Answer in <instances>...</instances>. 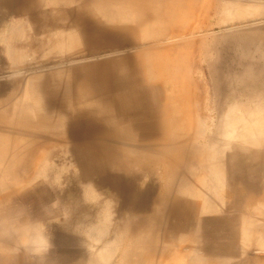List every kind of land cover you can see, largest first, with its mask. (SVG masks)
I'll return each mask as SVG.
<instances>
[{"label":"rangeland","instance_id":"rangeland-1","mask_svg":"<svg viewBox=\"0 0 264 264\" xmlns=\"http://www.w3.org/2000/svg\"><path fill=\"white\" fill-rule=\"evenodd\" d=\"M82 1L78 2V4L75 3V6L68 5L66 7H63V11L65 10L64 13L68 17H70V19L74 18L73 20H77L80 22L81 27L85 31V35L89 40L87 43L88 47L86 48H90L91 51H94L95 53H91L90 51L87 52L88 54L86 52L83 54L84 57H86V59L88 58L90 61L82 60L83 63L80 61H76V63L78 62V64H67L66 67H62V65L60 66L59 63L62 64V60H64V57L66 58V56H68V53L61 56L60 54L54 52L51 48L50 44L57 39L56 33L59 31L54 28L52 29L54 24L57 25V23H55V14H50L51 9L48 7L46 8V6H44L42 1L40 0H0V37L4 38V34L8 32L7 29L9 28V23H12L16 27L19 26L20 28H22V31H24L23 39L18 41L17 44L15 43L14 47L15 54H17L16 56H18L19 52L21 51L23 52V57H25L24 60H21L19 62L11 60V58L9 57L11 53H9L10 55L8 53L5 54V44L0 40V105L3 107H7V109H10V107L13 105V102L17 98L19 91L21 90V87H23V76H12L13 73L15 74L16 72H21L22 70H32V72H34L36 68L38 69V71H36L35 73L39 72L38 75H42V81L45 79L46 86L51 84L54 87L57 86V83L56 85L53 84L54 82H56V79L54 78L55 80H53L52 83L49 81H51L50 79L55 77L56 74L58 75L57 71L58 69L60 71V68H63L62 70L64 72H66L67 68H71L70 72L75 74L76 77L73 84L71 82L67 85L68 91L66 90L64 93L63 89L62 92V90H57V88L55 87L52 93V97L50 95L49 98L52 107L62 112V114L65 116L64 118L67 121V130H65L66 133L64 132L65 134L63 133L61 137H53V135L43 136L41 142L39 141L41 134L39 137L37 136V138L32 137L34 139L33 141L31 139V143L29 142V144L31 148L33 147L34 149L31 150L32 155L25 159V162L29 164L27 167L31 169V172H18L14 176V180L0 182V185L4 183L6 185H2V187H0V213L8 214L11 212H27L30 216L38 217L44 220L49 227L50 233L52 234V242L54 247L49 253V256L46 257L47 259L44 258L42 259L43 261L41 260L38 263H36L37 260L32 261V258L26 257L23 253L18 256H10L7 254V252L0 250V264H25V262L26 264H31L33 262H35L34 264H98L100 260H102L100 257L101 251H104L107 255L106 259L108 257V259L105 260L106 262L101 264H118L120 261L118 259L122 257L121 255L127 252L128 253L126 255H128V258L139 257L142 254H147L148 252H156V259L154 261L150 263V255L145 254L147 258L145 255H142V257L145 256V258H142L144 259V262H140L142 260L141 259L139 261V264H145L146 262V264H159L160 254L165 253L166 256V253H168L166 250L169 251L170 247H173L172 245H174V247H177L176 245L179 244V240H184L186 241L185 244L187 243L190 244V246H195V249H199L201 247L200 249L202 250V252H198L199 255H196L197 258L200 259L199 257L202 256L203 258L206 256L213 257V264H243L242 262H245L244 264H249L248 262L246 263L247 260H250V262H253L255 260V264H264V261H262L264 260V248L262 249L258 246H255L247 249L246 247L240 246L232 251L230 248L228 249L221 246L222 244H225L224 242L231 234L232 230V228L229 226L230 221H227V219L234 218L232 220H237V225L235 224V228H237V231H240L238 229V224H240L241 221H247V219L248 221L246 225L251 222L250 220H252V224L250 223L252 226H256L258 221H260L261 224L264 223V221L262 220L264 219L263 147L256 150V159L249 161V166H251L250 170L252 172L251 176L244 178L245 180L241 179L240 181L234 183L227 182L228 184H223L224 189L222 191V199L224 198L225 200H229V198L224 195L228 193L227 187L229 190L231 187L230 185H232L231 188L237 190V192L240 191L241 193H246H244V199H240L239 197H237V199H234L238 200V202H241L242 205L240 209L238 211H234L232 215H230V211L227 210V206L229 204L224 203V199L223 201L219 200L218 202L217 200H214L211 193H209L210 199H207L208 194L206 193L208 192L205 191L204 197H206V202L202 201L200 198H187V201L184 200L181 203L185 206V208L191 207L193 201H196V203L194 202L195 205L193 207L200 208L205 204H208L210 211L206 214L200 213L198 216L191 218L190 216L185 215V213H181L173 206L169 207V209L167 208L166 211L161 208V203L168 202L170 204L169 201L181 200V196L179 195L178 191L175 190L176 188H178L177 184L180 186H184L188 183H193L194 185L193 181L196 180L195 178L200 177L202 174L199 172L200 169L198 167H191V165L188 163H186L188 165L187 167L183 166L186 164H183L173 171L168 165L166 159L168 155L164 148L168 147L169 144L167 143V141H171L170 135L174 131H176L182 119H184L189 113V116L191 118L192 115L193 117L195 116V120H197L199 116L202 118L201 119L199 117L197 122L205 124L204 126L206 127L207 133L202 139L200 138L201 141H199L197 146H195V150H200L203 148H205V150H208L207 146L210 140L215 141L219 146L221 145L222 141L220 137V134L222 133V122H220L218 119L221 115H217V112L223 114L225 111L229 112V110H231L232 108V111H234L232 112V115H236L235 117L239 118L246 117L248 114L251 115L254 112H260L264 109V31H261L264 30V28H260V26L264 27V24L259 25V28L261 30H253L255 24L254 19L255 22H264V0H237V3H234V1L236 2V0H158L159 2L155 0V2H157L160 7L163 6V8H160L157 3L155 4V2H153L152 5L155 4L154 6H156V8L158 5V9L161 12L162 9L163 12H168V15L165 16V13L161 14V12L159 11L160 19L161 16L164 15L162 17L164 19V22L162 24L165 23L164 25L170 28H168L169 31L167 30L168 32H166L167 36L171 31L169 33V36L173 35L172 37H175L173 38V40L175 41H173L171 37L166 38V33L164 35L162 34L163 36H161L160 39L159 37L157 40H155L156 38L154 39V41H156L155 44L153 40L152 42L148 41L142 43L138 30L127 31L125 29L116 28L112 25L104 24L99 20L97 22L89 15V11H86L90 1ZM228 1H232L230 5L228 4ZM29 2L34 6L33 9L32 7H30L31 5L29 4ZM182 3L183 5L185 3V8L181 7L183 6ZM27 4L30 5L29 7L32 10L28 8ZM226 6L227 8H229L228 10H225L227 9ZM236 6L238 9L236 8ZM254 6L256 7V9L262 10L261 13L258 12L260 16H258L256 12L257 10L254 8ZM260 6L262 9H259ZM24 7H26L25 9L28 8L30 12L26 14L25 11L28 10H24ZM35 7H37L36 10L34 9ZM230 7L232 10L234 9V12H232ZM22 8L25 14H23ZM195 8L197 9L196 13L194 10ZM246 9H249L251 11L253 10V14H250L251 12H249L248 10L246 11ZM49 10L50 12H48ZM231 12L234 14V16L230 15ZM81 14H83L84 16ZM73 15L74 17H72ZM188 16H191L192 18L189 17L191 18L189 19L187 18ZM236 16H239L240 19L238 20ZM193 17H195L194 20ZM259 17L261 18V20L258 19ZM171 18H173V20ZM163 19L160 20V22H162ZM13 20L16 21L15 24ZM26 20L29 21L27 22ZM82 20L85 22L83 23ZM16 23H19V25H17ZM12 24L10 26H12ZM164 25L163 28H165L164 30L166 31L167 27ZM174 26L177 28V30L175 31H180V33L177 34V37L175 36L176 32L171 30ZM179 26L181 29H179ZM241 26L243 29H240ZM255 26L256 28H258V24H256ZM200 27L201 31L199 30ZM238 27L239 30H235L238 29ZM4 28L6 29L4 30ZM193 28H195V30H193ZM244 28L246 29V32ZM228 30H231L232 32H226L227 34L223 32ZM240 30L242 31V33ZM189 32L192 33L191 36H193L192 38H190L191 40L188 39L189 42L187 40H176L177 38L179 39L180 34L189 35ZM196 34L197 37L195 36ZM164 36H166L165 38L167 40L165 38L163 39ZM16 41L17 40H15L14 42ZM176 41H181L182 44L184 42L185 43L183 45L181 43H178V45ZM157 42H161L159 43V45L162 44L161 47L163 46L161 49L158 48L159 45ZM169 42H174L176 46L178 45L179 47H175L174 44L172 46V44H168ZM191 42L193 45H191ZM150 43H152V45H150ZM166 44L169 45L168 47L171 46V49L166 48ZM180 44L183 47H185V44H190L189 47H192L180 48ZM196 44L201 47L200 48L197 45L200 50H202L203 48V55H201L200 53L202 51L197 49ZM25 45H28L29 48L22 49L21 47H24ZM148 46H150L149 48L151 50V53L150 50L146 48ZM152 46H154V48L156 46L158 49L155 48L154 50ZM195 46L196 48H194ZM141 47L142 49L144 48V50H142ZM182 48H187V50H183ZM145 49H148L149 51H146ZM162 49L165 51L164 53H166V55H164V53L163 55L168 58L165 59L162 54L161 57H159L161 51H163ZM168 49L174 50V52ZM177 50H179V52ZM144 51H146V53ZM169 51L170 53L173 52L172 55L168 53ZM110 52L113 56H108ZM152 54L154 55V57H152ZM11 56H14V51L12 52ZM93 56H95L94 59ZM80 57L81 56L73 55L71 58H78L77 60H79ZM169 58H171V60H169ZM201 58H203V61ZM162 59L164 61H162ZM157 61L160 62L157 63ZM162 62L164 64H162ZM149 63H151L150 66ZM155 63H157L158 65ZM55 65L57 67H55ZM114 65H117V67ZM156 65L159 67V69L156 68ZM161 65H163V69L164 67H167L163 71L166 72V75H169L164 77V79H169V82L163 85L162 82H164V79H159V83L162 84V90L160 92V94L162 95V99L160 101H156L153 88L157 84V81L155 80L157 73L162 71V67H160ZM84 66L85 68H83ZM152 66H156V70H154ZM83 69H86L88 72L90 71V75H88L86 79L87 82L92 81V88L95 89L96 95L101 97V99L107 101L112 100L117 105L119 104L120 106H122V109L124 110L123 114L120 113L122 114L124 125H115L119 130L117 131V133H113L115 136H112V131H109L108 128L106 129V126L103 125L98 117L94 115L91 116L90 114L88 115V112H74V108L76 107L75 95L77 86V82L75 81H79L80 77L78 76L81 74V71ZM175 69H177V71L174 72ZM115 70L117 71L115 72ZM53 71H56L55 76L50 75L54 73ZM96 72L100 73V75H98ZM215 82L216 84L214 85ZM58 86H60V84ZM224 86L228 87V90L231 87V89H235L234 91L230 89V93L225 92V90L227 89H224L226 88ZM54 87H52V90ZM244 87H246V91ZM189 88L191 90H189ZM240 88L242 91L240 90ZM184 91L187 93H185ZM235 92L237 94H235ZM261 92H263V94ZM70 93L72 95V98L70 99L68 97V99H70L72 108H67L66 97ZM222 93L223 95L225 94L228 96V100H226L225 96L223 98ZM132 94L133 96H131ZM171 95H173V97ZM252 96L253 99L251 98ZM124 97H127L126 101L124 100ZM218 99L222 104L218 101ZM213 102L217 105H215ZM219 104L222 105V107ZM207 105H209L210 107ZM212 105L214 108L211 107ZM205 106H207V108ZM223 106L225 109H223ZM170 107H175L180 120L176 122L172 120L171 112L169 113ZM198 109L200 111H197L198 113H196V110ZM226 112L224 114H226ZM165 118H168V120ZM216 118L217 121L215 120ZM95 119L98 121H96ZM131 120H133V122ZM166 120L167 122H165ZM148 122H150L151 125H149ZM133 123H138L139 125L142 124V126L136 124L138 125V127H140L138 128ZM213 123L216 124L214 125ZM156 124L159 125L160 128ZM119 126H123L124 128H121V130ZM154 126L157 129L153 128V130H151V127ZM166 126L170 127L168 128ZM141 127H144L145 130L144 128L141 129ZM137 128L141 131H139ZM147 128L149 129V131ZM107 131H109L110 135L109 133H106ZM118 132L120 133L118 134ZM45 137H47V140H45ZM205 139L209 141L206 142ZM255 140H259V142H262L260 141V138H257ZM38 142H40V145L37 144ZM122 142H124V144ZM127 143H133V147L131 146V148H133V151H135L137 149L136 147H138V149H143V152H145V154H143V152L141 151H139V153L141 152L142 155L141 153L139 154L137 149V153L135 154L134 152L133 155V153H131L132 150L129 147L131 144L128 146ZM122 145L127 146L123 148ZM38 146H42L44 149H46L45 154L43 152L40 153V155L42 154L43 156H40L38 154V149H35ZM49 151H53V153H49ZM153 151L156 154H152L151 152ZM196 152L198 151H195V154H192L191 156L197 159H199V157L201 158V154H199V152ZM149 153H151L152 155ZM196 155L199 157H196ZM43 159V162L47 161L44 168H41L43 176L35 181V183H37V186H40L37 187L36 184H33L34 188H32V185H30L31 187L29 185H25V183L24 185H22L26 177L30 176L29 174H34V171H32L33 167L31 165L34 164L35 161H41ZM183 167L189 171H187V175H185V169V172L182 171ZM193 167L195 168L192 169ZM247 168L249 169V167ZM226 170L227 171H224L226 177L234 176L235 174L236 176L238 175L237 172H232L233 169L229 170L228 166L226 167ZM193 171H196L197 173ZM226 172L228 173L226 174ZM188 173L191 174V176H189ZM193 173H195V175ZM18 174L20 175L17 176ZM186 177L189 179L192 178L190 182ZM172 178L175 179L172 181ZM166 180L172 181L175 189L174 187L170 189V186L167 184ZM183 181L186 183L184 184ZM38 182H41L42 184H39ZM190 184L189 187L192 186L193 189H195L196 186H190ZM16 185H19V187H17ZM114 185H116V188ZM114 189L116 191H114ZM198 190H201L203 193L204 189L202 190V188H199ZM43 194H45V197L48 200H46L44 196L43 198L41 197ZM251 198L252 200H250ZM188 201L191 203V205ZM215 202L218 203L216 207L214 205ZM104 203L108 208L106 207V205H104ZM255 203L260 206L261 213L253 212L250 209V205H253ZM45 205H49V207H47L50 210H46L47 207ZM56 206L57 208L55 210L54 208ZM53 210H55L56 212H54ZM162 210L164 212H162ZM47 211H49L50 214H48ZM51 211H53L55 215L51 213ZM102 211L104 212V214L105 211L109 213H106L103 217L104 214ZM240 215L244 220H241V218H237L240 217ZM257 218H259V220ZM254 219L256 220L255 222ZM101 223L103 224L101 225ZM104 224L107 228L103 226ZM261 224L258 223L259 227ZM102 226L105 227L106 230L102 229ZM252 226L248 229V231L252 232V235L250 234V232L248 234L247 231L248 235L253 236V231H255L253 229L255 228L256 230L261 228L262 230H260L264 232V228ZM99 228H101L100 230H102L103 233L99 230ZM123 230L126 231L123 233ZM89 232L92 235L94 232V236L92 237L95 241L96 239H98V241L94 243L92 237L90 238V240L92 241H89L88 236L91 235ZM170 232L175 236V241H172L174 240L172 239L174 236ZM113 233L115 234V236H113L114 239L112 238ZM116 236H119L120 238L122 236L123 237L122 239H118V237ZM148 236L151 241L149 240ZM99 237L102 238L100 239ZM117 239L121 241L117 242ZM115 240L116 243H114ZM131 240H133L137 244H140L141 247L140 245L137 246L136 243L134 244V242ZM138 240L139 243L137 242ZM140 240L142 242H140ZM145 241L152 243L147 242V244H144L146 243ZM106 243L109 245H107ZM104 244L107 246H105ZM110 244L111 246L112 244H114L112 248L116 245L118 246L114 248V250L117 248L115 252L110 248ZM133 245L134 249H136L134 251L133 249L131 250V248H133ZM161 245L164 246L163 249L161 248L163 247ZM180 245H183V243H180ZM211 245L213 246L211 247ZM167 246H169V249L166 248ZM107 247L111 250L109 251L108 249H106ZM126 247H128L129 249ZM143 247L146 249L145 252ZM206 247L207 249L205 251L204 248ZM100 248L102 249L101 251L99 250ZM160 248L163 253L160 251ZM165 248L166 250H164ZM139 249L143 251L142 254H139L137 252ZM140 250L139 252H141ZM137 253L139 254L138 256ZM233 253L235 254V256L232 255ZM134 254L135 256H133ZM194 256L195 255H193V257ZM20 258L22 259V262ZM25 258L28 260V262L25 260ZM131 259L133 260L135 258ZM131 259H129L130 262ZM256 259H258L259 262ZM199 262L197 263L196 261V264H204L203 262ZM130 264L135 263L131 262ZM136 264H138V262H136Z\"/></svg>","mask_w":264,"mask_h":264},{"label":"bare ground","instance_id":"bare-ground-1","mask_svg":"<svg viewBox=\"0 0 264 264\" xmlns=\"http://www.w3.org/2000/svg\"><path fill=\"white\" fill-rule=\"evenodd\" d=\"M40 1H42V3L44 4V6H46V8L48 7V8H50L51 9V12H50V10L48 11V12H50V14L51 15H53V14H55L54 16H55V23H57V25L56 24H54V26L52 27V29L54 28V29H57V30H59L57 33H56V35H57V39L53 42V43H51L50 45H51V48H52V50L54 51V52H56V53H58V54H60L61 56H63V55H66L67 53H68V56H66V58L64 57V60H62V64H60L59 63V65L61 66L62 65V67H66V65L67 64H74V63H76V61H80V62H82V60H89L88 58L86 59V57H84V53L86 52H90L91 51V49L90 48H86V47H88L87 46V43H88V39H87V36L85 35V31L83 30V28L81 27V24H80V22L79 21H77V20H73V19H70V17H68L65 13H64V11H63V7H66V6H71V5H74L75 6V3H77L78 4V2H80V1H82V0H40ZM85 1V0H84ZM90 1V3H89V5L87 6V7H85V8H87L86 9V11H89V15L93 18V19H95L97 22H98V20L99 21H102L104 24H108V25H112V26H115L116 28H119V29H125V30H138L139 31V34H140V38H141V41H142V43L143 42H148V41H151L152 42V40L154 41V39L155 40H157L158 39V37H159V39H160V37L161 36H163L166 32H168L169 31V27L168 26H166V25H164V24H162L163 22H164V19L162 18L164 15H162L161 16V19H160V13H159V9H158V3L157 2H159L158 0H157V2H155V0H89ZM162 1V0H161ZM183 1V0H182ZM185 1V0H184ZM39 2V1H38ZM83 2V1H82ZM153 2H155V4L157 3L158 5H157V8H156V6H154V5H152L153 4ZM229 3V5H230V3L232 2H230V1H228ZM33 3V2H32ZM178 3V2H177ZM225 3H227V2H225ZM234 3H237V0H236V2L234 1ZM29 4H30V2H29ZM161 4V3H160ZM233 4V3H232ZM231 4V5H232ZM28 5V4H27ZM27 5H25V6H27ZM31 5V4H30ZM28 5V8L29 9H31L30 7H32V9H33V5ZM162 5V4H161ZM182 5H183V3H182ZM184 5H185V3H184ZM184 5L183 6H181V4H180V6L181 7H184ZM224 5V4H223ZM227 5V4H226ZM30 6V7H29ZM180 6H178V7H180ZM234 6V5H233ZM232 6V7H233ZM238 6V5H237ZM237 6H236V8H237ZM256 6V5H255ZM254 6V8L256 9V7ZM257 6H259V5H257ZM159 7H160V5H159ZM192 7V6H191ZM225 7V6H224ZM229 7V6H228ZM26 7H24V10H28V11H25L26 12V14L28 13V12H30L29 11V9L27 8V9H25ZM36 8L37 7H35L34 9L36 10ZM45 8V7H44ZM70 8V7H69ZM82 8H83V6H82ZM160 8H163V6L162 7H160ZM168 8V7H167ZM185 8V7H184ZM226 8H227V6H226ZM261 8V6L259 7V9ZM31 9V10H32ZM191 9V8H190ZM221 9V8H220ZM225 9V8H224ZM229 8H227V9H225V10H228ZM230 9H231V7H230ZM238 9V8H237ZM262 9V8H261ZM24 10H23V8H22V11H23V14H25V12H24ZM47 10V9H46ZM84 10V9H83ZM83 10H82V12H83ZM195 10V13L197 12V9L195 8L194 9ZM222 10V9H221ZM232 10V9H231ZM234 10V9H233ZM232 10V12H234ZM236 10V9H235ZM249 11V12H251L250 14H253V10L251 11V10H249V9H246V11ZM257 11V14H258V12H260L261 13V11L262 10H258V9H256ZM3 11V10H2ZM34 11V10H33ZM168 11V10H167ZM238 11V10H237ZM245 11V12H246ZM19 12V11H18ZM52 12H54V13H52ZM161 12V11H160ZM231 12V16H234V14ZM236 12V11H235ZM45 13H47V12H45ZM162 13H165V12H163V9H162V12H161V14ZM182 13V12H181ZM221 13V12H220ZM237 13V12H236ZM240 13V12H239ZM255 13V12H254ZM19 14V13H18ZM40 14H42V13H40ZM39 14V15H40ZM78 14H80V13H78ZM166 15L165 16H167L168 15V12L167 13H165ZM226 14V13H225ZM228 14H229V12H228ZM248 14V13H247ZM256 14V13H255ZM71 15V14H70ZM81 15H83V14H81ZM239 15H241V14H239ZM75 16H77V15H75ZM84 16V15H83ZM82 16V17H83ZM194 16V15H193ZM229 16V15H228ZM258 16H260L259 14H258ZM72 17H74V15L72 16ZM71 17V18H72ZM81 17V16H80ZM189 17H191V16H188L187 18H189ZM230 17V16H229ZM237 17V16H236ZM239 17V16H238ZM237 17V19L239 20L240 19V17L238 18ZM245 17V16H244ZM12 18V17H11ZM18 18H20V17H18ZM17 18V19H18ZM192 18V17H191ZM191 18H189V19H191ZM41 19V18H40ZM83 19V18H82ZM162 20L163 19V21L162 22H160V20ZM172 20H173V18H171ZM195 19V17H193V20ZM242 19V18H241ZM257 19V18H256ZM258 19H260L261 20V18L259 17ZM10 20V19H9ZM168 20V19H167ZM251 20H253V19H251ZM14 21V20H13ZM27 22L29 21V20H26ZM36 21V20H35ZM94 21V20H93ZM8 22V21H7ZM15 22L16 21H14V24H15ZM82 22L84 23L85 21H83L82 20ZM254 29L253 30H257V29H260L261 27H262V29L264 28L263 26H260V28H259V25H263L264 24V22H262V21H260V22H255V19H254ZM260 23V24H259ZM3 24V23H2ZM10 25L12 24V23H9ZM17 24V23H16ZM24 24V23H23ZM184 24V23H183ZM251 24V23H250ZM256 24H258V28H256ZM9 25V28L7 29V31L8 32H6V34H4V38L3 37H0V40H1V42H4V44H5V49L4 50H6V53L5 54H9V53H11V55H12V52L14 51V56H11L10 54V58H11V60H14V61H17V62H19V61H21V60H24L25 59V57H23V52H19V55L18 56H16L17 54H15V47H14V44L16 43L17 44V42L18 41H20L21 39H23V36H24V31H22L23 29L22 28H20L19 26H15V25H13L12 24V26H10ZM17 25H19V23L17 24ZM56 25V26H55ZM163 25L164 26H166L167 28H166V31L164 30L165 28H163ZM247 25H249V24H247ZM243 26V25H242ZM242 26H241V28L240 29H243L242 28ZM249 26H251V25H249ZM248 26V27H249ZM169 28V29H168ZM172 28V27H171ZM174 28V29H173ZM171 30H173L174 32H176V37L178 36L177 34H179L180 33V31L178 32V31H175V30H177V28L174 26ZM184 28V27H183ZM182 28V29H183ZM188 28V27H187ZM186 28V29H187ZM190 28H191V26H190ZM233 28V27H232ZM234 28H236V27H234ZM256 28V29H255ZM6 28H4V30H5ZM106 29V28H105ZM179 29H181L180 28V26H179ZM203 29V28H202ZM245 29V28H244ZM248 29H250V28H248ZM252 29V28H251ZM108 30V29H107ZM168 30V31H167ZM193 30H195V28H193ZM197 30V29H196ZM199 30L201 31V27L199 28ZM227 30V29H226ZM232 30V29H231ZM231 30H228V31H223V32H232ZM235 30H239V27H238V29H235ZM261 30V29H260ZM165 31V32H164ZM185 31H187V30H185ZM185 31H184V33H185ZM189 31V30H188ZM222 31V30H221ZM241 31V30H240ZM249 31V30H248ZM261 31H264V30H261ZM3 32V31H2ZM171 32V31H170ZM169 32V33H170ZM190 32H191V30H190ZM189 32V35H187V34H183V35H179V39L177 38L176 40H187L188 41V39H190V38H192L193 36H191V34L192 33H190ZM238 32V31H237ZM244 32V31H243ZM245 32H246V29H245ZM52 33V32H51ZM137 33V32H136ZM169 33H168V36H167V33H166V36H164L163 37V39L166 37V38H169V37H171L172 38V40H173V38H175V37H172V36H169ZM183 33V32H182ZM199 33H201V32H199ZM241 33H242V31H241ZM263 33V32H262ZM163 34V35H162ZM211 34V33H210ZM224 34V33H223ZM227 34V33H226ZM33 35V34H32ZM31 35V36H32ZM51 35V34H50ZM125 35V34H124ZM201 35V34H200ZM196 37H197V34L195 35ZM38 37V36H37ZM55 37V36H54ZM2 38V39H1ZM165 38V39H166ZM37 39V38H36ZM53 39V38H52ZM162 39V38H161ZM162 39V40H163ZM246 39V38H245ZM15 40H17L16 42H14ZM162 40H161V42H162ZM167 40V39H166ZM191 40V39H190ZM243 40H244V38H243ZM242 40V41H243ZM41 41V40H40ZM173 41H175V40H173ZM177 42L176 41V43L178 44V43H181L182 44V42ZM161 42H159V43H161ZM164 42V41H163ZM189 42V41H188ZM142 43H140V44H142ZM156 43V41H154V44ZM158 43V42H157ZM159 43H158V45H159ZM185 43V42H184ZM183 43V44H184ZM163 44H165V43H163ZM168 44H172V46H173V44L175 45V47H179L178 45L176 46V44L173 42V43H171V42H169ZM168 44H166L165 45V47L166 48H170L171 49V46L170 47H168L169 45ZM181 44H180V48L181 47H183V46H181ZM182 44V45H183ZM200 44V43H199ZM1 45H3V44H1ZM20 45V44H19ZM149 45V44H148ZM150 45H152V43H150ZM162 45V44H161ZM161 45H159V47L158 48H162L161 47ZM191 45H193L192 44V42H191ZM198 44H196V46H197ZM21 46V45H20ZM19 46V47H20ZM96 46V45H95ZM98 46V45H97ZM142 46V45H141ZM155 46V48L156 49H158L157 47ZM190 46V44H188V45H186L185 44V47H188V48H191V47H189ZM196 46L194 47V48H196ZM199 46V45H198ZM198 46H197V49H199L198 48ZM144 47V46H143ZM150 46H148V47H146V48H148L149 50H150V48H149ZM153 47V49L155 50V48H154V46H152ZM185 47H183V48H185ZM200 47V46H199ZM203 47V46H202ZM18 48V47H17ZM22 49L24 48V49H28L29 47H28V45H25L24 47H21ZM20 48V49H21ZM140 48V47H139ZM182 48V49H183ZM201 48V47H200ZM141 49H142V47H141ZM140 49V50H141ZM148 49H145L146 51H149ZM159 49V50H160ZM170 49H168V50H170ZM111 50V49H110ZM139 50V49H138ZM142 50H144V48L142 49ZM158 50V51H159ZM163 50V49H162ZM181 50V49H180ZM183 50H187V48L186 49H183ZM200 50V49H199ZM198 50V51H199ZM202 50H203V48H202ZM202 50H200V51H202ZM95 51H96V49H95ZM124 51V50H123ZM146 51H144L145 53H146ZM157 51V50H156ZM170 51H173L174 52V50H170ZM170 51L168 52L169 54H171L172 55V53H170ZM176 51V50H175ZM178 52H179V50H177ZM199 51V52H200ZM204 51V50H203ZM203 51L202 52H200L201 53V55H203L202 53H203ZM210 51V50H209ZM94 52V51H93ZM92 51H91V53H93ZM122 52V51H121ZM120 52V53H121ZM143 52V51H142ZM165 51L163 50V51H161V53H160V56L159 57H161V54L163 55V53H164ZM167 52V51H166ZM95 53V52H94ZM119 53V52H118ZM125 53V52H124ZM150 53H151V50H150ZM4 54V53H3ZM25 54V53H24ZM88 54V53H87ZM115 54V53H114ZM168 54V55H169ZM81 56L80 57V59L79 60H77V59H75V58H71L72 56ZM104 55V54H103ZM146 55H148V54H146ZM150 55V54H149ZM164 55H166V53H164ZM163 55V56H164ZM5 56V55H4ZM8 56V55H7ZM33 56V55H32ZM108 56H113V55H111V52H110V54H108ZM107 56V57H108ZM162 56V57H163ZM26 57H27V55H26ZM100 57H102V56H100ZM152 57H154V55L152 54ZM151 57V58H152ZM165 57V59L166 58H168V57H166V56H164ZM163 57V58H164ZM203 57V56H202ZM205 57V56H204ZM95 58V56H93V59ZM147 58H148V56H147ZM156 59V58H155ZM202 59V61H203V58H201ZM92 60V59H91ZM158 60H161V59H158ZM169 60H171V58H169ZM185 60V59H184ZM206 60V59H205ZM90 61V60H89ZM162 61H164L163 59H162ZM79 62V63H80ZM85 62V61H84ZM154 62V61H153ZM160 61H157V63H159ZM178 62V61H177ZM183 62V61H182ZM83 63V62H82ZM151 63H152V60H151ZM151 63H149V66H150V64ZM157 63H155V64H157ZM166 63V62H165ZM186 63V62H185ZM184 63V64H185ZM76 64H78V62L76 63ZM154 64V65H155ZM162 64H164L163 62H162ZM84 65V64H83ZM158 65V64H157ZM156 65V66H157ZM186 65V64H185ZM70 66V65H69ZM80 66H81V64H80ZM114 66H116L117 67V65H114ZM155 66V67H156ZM167 66V65H166ZM176 66V65H175ZM55 67H57L56 65H55ZM68 67V66H67ZM153 67V66H152ZM155 67H153L154 68V70H156L155 69ZM160 67H162V71L161 72H159V73H157V76L155 77L156 79V81H157V84L154 86V88H153V91L155 92V100L156 101H160L161 99H162V95L160 94V92H161V90H162V84H160L159 83V79H164V77H166L167 75H169V74H167L166 75V72L165 71H163L164 69H166L167 67H164V69H163V65H161ZM168 67H169V65H168ZM181 67V66H180ZM83 68H85V66L83 67ZM150 68V67H149ZM157 69H159V67L157 66L156 67ZM63 68H60V71L62 70ZM66 69V68H65ZM64 69V70H65ZM68 69V68H67ZM66 69V72H64L63 70V72L61 71H59V69H58V71L60 72H58L57 71V73H58V75L56 74V76H55V72L54 73H52V74H50L51 76H55V77H53V78H51L50 80L51 81H49V82H51L52 83V81L53 80H55L56 79V82H54L53 84L54 85H56V83H57V86H55L56 88H57V90H64V93H65V91L67 90L68 91V87H67V85L69 84V83H71L72 82V84L74 83V80H75V74H73V73H71L70 72V69H68L67 70ZM116 69V68H115ZM122 69V68H121ZM207 69V68H206ZM34 70V69H33ZM89 70V69H88ZM36 71H38V69H36L35 68V71L34 72H32V70H22L21 72H16L15 74L13 73L12 74V76L13 75H20V76H23V79H24V84H23V87H21V90L19 91V93H18V96H17V98L15 99V101L13 102V105L10 107V109H7V107H3V106H1L0 105V182H7V181H12V180H14V176L18 173V172H23V173H26V172H28V173H30L31 172V169L29 168V167H27L29 164H27L26 162H25V159H27V157H29V156H31L32 155V152H31V150L32 149H34L33 147L31 148V146H30V144H29V142L31 143V139H32V141H33V139L34 138H32V137H36L37 138V136L39 137L40 136V134H41V137H40V139H39V141L41 142V140H42V138H43V136H51V135H53V137L54 136H57V137H61L62 135H63V133L65 132V130H67V121L65 120V116L62 114V112H60V111H58V110H56L54 107H52V105L50 104V101H49V98H50V95H51V97H52V93H53V91H54V89H55V87L54 86H52L51 84H49V85H47L46 86V81H45V79L42 81V75L40 74V75H38L39 74V72H37V73H35ZM69 71V72H68ZM117 70H115V72H116ZM119 71V70H118ZM152 71V70H151ZM175 71H177V69H175L174 70V72ZM32 72V73H31ZM90 72V71H89ZM86 69H83L82 71H81V74L78 76V77H80L79 78V81H75V82H77V86H76V95H75V108H74V112L75 113H79V111H82V112H88V115L90 114L91 116H96V117H98L99 118V120L103 123V125H105L106 126V129L108 128V130L109 131H112V133L111 134H115V133H117V131H119L118 130V127H116L115 125L116 124H123V120H122V114H123V109H122V106H120L119 104L117 105L116 103H114L112 100H104V99H101V97H99V96H97L96 95V93H95V89L94 88H92V81H88L87 82V79H86V77H88V75H90V73H89ZM121 72V71H120ZM155 72V71H154ZM75 73V72H74ZM97 73V72H96ZM118 73V72H117ZM178 73V72H177ZM216 73V72H215ZM98 75H100V73H97ZM120 74V73H119ZM173 74H175V73H173ZM123 75V74H122ZM10 76V75H9ZM8 76V77H9ZM50 76V77H51ZM214 76V75H213ZM84 77H85V80H84ZM152 77V76H151ZM186 77V76H185ZM3 78V77H2ZM55 78V79H54ZM170 78H171V76H170ZM184 78V77H183ZM183 80H185V79H183ZM219 80H220V78H219ZM45 81V82H44ZM58 82H59V84H60V86H58L59 84H58ZM155 82V81H154ZM169 82V79H164V82H162L163 83V85L164 84H167ZM217 82V81H216ZM216 82L214 83V85L216 84ZM219 83V82H218ZM221 84V83H220ZM244 84V83H243ZM222 85V84H221ZM54 87L53 88V90H52V87ZM241 86H244V85H241ZM46 87H48V88H46ZM65 87H66V89H65ZM224 87H226V86H224ZM237 87H239V86H237ZM232 88V87H231ZM230 88V89H231ZM243 88V87H242ZM246 87H244V89H245ZM49 89V90H48ZM196 89V88H195ZM224 89H227L228 90V87H226V88H224ZM229 89V90H230ZM235 89V88H234ZM234 89H231V90H233L234 91ZM63 90H62V92H63ZM189 90H191L190 88H189ZM225 90V92H229L230 93V91L228 90ZM236 90H238V89H236ZM240 90H241V88H240ZM248 90V89H247ZM242 91V90H241ZM245 91H246V89H245ZM181 92V91H180ZM185 92V91H184ZM191 92V91H190ZM194 92V91H193ZM176 93V92H175ZM185 93H187V92H185ZM231 93H233V92H231ZM253 93V92H252ZM262 94H263V92H261ZM130 94V93H129ZM218 94V93H217ZM221 94V93H220ZM228 94V93H227ZM235 94H237L236 92H235ZM248 94V93H247ZM159 95V96H158ZM195 95V94H194ZM229 95V94H228ZM131 96H133V94L131 95ZM172 97H173V95H171ZM191 96V95H190ZM220 96V95H219ZM222 96H223V98H224V96L226 97V100H228V96L227 95H223V93H222ZM221 96V97H222ZM251 96V95H250ZM249 96V97H250ZM254 96V95H253ZM253 96L251 97L252 99H253ZM256 96V95H255ZM68 97L71 99L72 98V95H71V93L66 97L67 99V103H66V105H67V108H72V106H71V102H70V99H68ZM127 97H128V95H127ZM126 97V98H127ZM120 98V97H119ZM125 98V97H124ZM126 98L124 99L125 101H126ZM188 98V97H187ZM231 98V97H230ZM117 99V98H116ZM179 99V98H178ZM193 99V98H192ZM247 99H248V97H247ZM123 100V101H124ZM189 100V99H188ZM196 101V100H195ZM218 101H219V99H218ZM220 102V101H219ZM224 102V101H223ZM229 102V101H228ZM74 103V102H73ZM174 103V102H173ZM177 103V102H176ZM214 103V102H213ZM216 103H217V101H216ZM221 103V102H220ZM231 103V102H230ZM229 103V104H230ZM215 104V103H214ZM222 104V103H221ZM224 104V103H223ZM228 104V103H227ZM227 104H225V105H227ZM232 104V103H231ZM230 104V105H231ZM173 105V104H172ZM198 105H199V103H198ZM204 105V104H203ZM215 105H217V104H215ZM220 105V104H219ZM218 105V106H219ZM224 105V106H225ZM229 105V106H230ZM128 106V105H127ZM175 106V105H174ZM179 106V105H178ZM207 106H209V105H207ZM207 106H205L206 108H207ZM221 107H222V105H220ZM224 106H223V109H225L224 108ZM228 106V107H229ZM74 107V106H73ZM130 107V106H129ZM210 107V106H209ZM211 107H213V105L211 106ZM227 107V106H226ZM120 108V109H119ZM181 108V107H180ZM186 108V107H185ZM214 108V107H213ZM127 109V108H126ZM183 109V108H182ZM195 109H196V106H195ZM121 110V111H120ZM128 110V109H127ZM228 110V109H227ZM197 111H200L199 109L198 110H196V113H198ZM213 111V110H212ZM236 111H238V110H236ZM239 111H240V109H239ZM252 111V110H251ZM171 112V115H172V120L173 121H178V120H180V118L178 117V115H177V111H176V109H175V107H170V109H169V113ZM201 112H203V111H201ZM215 112H216V110H215ZM226 112V111H225ZM224 112V113H225ZM232 112H234V111H232V108H231V110H229V112H226V114H222V113H219V112H217V115H221L220 116V118H218L219 119V121L220 122H222L221 123V129H222V133L220 134V137H221V139H222V141H221V145L219 146V145H217V143L215 142V141H211L210 140V142L208 143V146H207V149L208 150H205V148H203V149H200V150H195V146H197V144L199 143V141H201L200 140V138L202 139L205 135H206V127L204 126L205 124L204 123H198L197 122V120L199 119V117H198V119L197 120H195V116L193 117V115H192V118L189 116V114L184 118V119H182L181 120V123H180V125L179 124H177V125H179L178 126V128L176 129V131H174L171 135H170V137H171V141L169 142V141H167V143L169 144L168 145V147L167 148H164V150H166V153H167V157H166V159H167V162H168V165H169V167H170V169L173 171L174 169H176V168H179L181 165H183V164H186V163H188V164H190L191 165V167L192 166H196V167H198L200 170H199V172L200 173H202L201 174V176L200 177H198V178H195L194 176V178L196 179V180H194L193 182H194V185H193V183L192 184H190V183H188V184H186V185H184V186H180V185H178L177 184V186H178V188H176L175 189V187H174V184H173V180L175 179H173L172 178V181H169V180H166V182H167V184L170 186L169 188L170 189H172L173 187H174V189L175 190H177L178 191V193H179V195L181 196V200L179 201V200H173V201H169L170 202V204L167 202V203H161V208H163L164 209V211H166V209L168 208L169 209V207H174L175 209H177V210H179L181 213H185V215H187V216H190L191 218H193V217H196V216H198L200 213L202 214H206V213H208L210 210H209V207H208V204L206 205H204V206H202V207H193L194 205H195V203H196V201H193V204L191 205V203H190V205H191V207H189V208H185V206L181 203V202H183L184 200L185 201H187V198L189 199V198H193V199H197V198H200L202 201H205V199H206V197H204L205 196V192H208V193H206V194H208V197H207V199L209 198V193H211L212 195H213V198H214V200H217L218 202H219V200L220 201H223V199H222V197H223V194H222V191H223V186L224 185H226V184H228V183H234V182H237V181H240L241 179H244V178H247V177H249V176H251L252 175V172H251V170H250V168H251V166H249V161H252V160H255L256 159V150L257 149H259V148H264V109L263 110H261L260 112H254V113H252L251 115L250 114H248L246 117H235V116H233L232 115ZM120 113H122V114H120ZM65 114V113H64ZM214 114V113H213ZM197 115V114H196ZM201 115V114H200ZM215 115V114H214ZM222 115H224V116H222ZM91 116H90V118H91ZM123 117H124V115H123ZM184 117V116H183ZM217 117V116H216ZM170 118V117H169ZM194 118V119H193ZM201 118V117H200ZM207 118V117H206ZM102 119V120H101ZM125 119V118H124ZM165 119H167L168 120V118H165ZM202 119V118H201ZM203 119H205V118H203ZM210 119V118H209ZM212 119V118H211ZM214 119V118H213ZM96 120V119H95ZM167 120L165 121V122H167ZM216 121H217V118L215 119ZM214 120V121H215ZM96 121H98V120H96ZM132 122H133V120H131ZM199 121H202V120H199ZM207 121V120H206ZM211 121H213V120H211ZM204 122V121H203ZM129 123V122H128ZM127 123V124H128ZM141 123V122H140ZM146 123V122H145ZM149 123V125H151V123L150 122H148ZM178 123V122H177ZM133 124H135V123H133ZM136 124H138V123H136ZM135 124V125H136ZM153 124V123H152ZM155 124V123H154ZM214 124V123H213ZM216 124V123H215ZM214 124V125H215ZM124 125V124H123ZM139 125V124H138ZM138 125H136L137 127H138ZM141 126H142V124H140ZM139 125V126H140ZM157 125V124H156ZM167 125V124H166ZM134 126V125H133ZM158 127H159V125H157ZM211 126V125H210ZM135 127V126H134ZM166 127H168V126H166ZM170 127V126H169ZM168 127V128H169ZM212 127H214V126H212ZM111 130H110V129ZM119 128L121 129V128H124L123 126H119ZM138 128H140V127H138ZM137 128V129H138ZM142 128H144V127H141V129ZM152 129L151 130H153V128H155V126L154 127H151ZM160 128V127H159ZM158 128V129H159ZM162 128H165V127H162ZM132 129V128H131ZM137 129H135V130H137ZM148 129V128H147ZM155 129H157V128H155ZM122 130V129H121ZM124 130V129H123ZM126 130V129H125ZM134 130V129H133ZM139 130V129H138ZM144 130H145V128H144ZM109 131H107L106 133H109ZM139 131H141V130H139ZM148 131H149V129H148ZM168 131H169V129H168ZM137 132V131H136ZM212 132V131H211ZM218 132V131H217ZM216 132V133H217ZM66 133V132H65ZM64 133V134H65ZM120 132H118V134H119ZM220 133V132H219ZM112 135V136H115V135ZM117 134V135H118ZM210 134V133H209ZM208 134V135H209ZM218 134V133H217ZM109 135H110V133H109ZM116 135V136H117ZM168 135V134H167ZM211 135V134H210ZM65 136V135H64ZM135 137H136V135H135ZM168 137V136H167ZM167 137H166V139H167ZM35 138V139H36ZM46 138V139H45ZM44 139L45 140H47V137H45ZM50 138V137H49ZM52 138V137H51ZM109 138V137H108ZM257 138H260V141H262V142H259V140H255V139H257ZM44 139H43V141H44ZM58 139V138H57ZM102 140V139H101ZM184 140V141H183ZM206 140V139H205ZM42 141V142H43ZM183 141V142H182ZM209 141V140H208ZM207 140H206V142H208ZM40 142H38L37 144L38 145H40ZM131 142V141H130ZM204 142V141H203ZM123 144H124V142H122ZM121 143V144H122ZM166 143V142H165ZM126 144V143H125ZM131 144V145H130ZM127 143V145L131 148V146L133 147V143ZM126 145V146H127ZM112 146H113V144H112ZM121 146V145H120ZM123 146V145H122ZM126 146H123V148H125ZM162 146V145H161ZM135 147V146H134ZM106 148V147H105ZM137 149H138V147H136ZM35 149H38V154L40 155V153H44L45 154V152H46V149H44L42 146H38L37 148H35ZM136 149V150H137ZM161 149V148H160ZM52 150V149H51ZM131 150H132V152L131 153H133V155H134V152H135V154L137 153V151H138V153H139V151H141V152H143V149H138L137 151L135 150V151H133V148H131ZM163 150V149H162ZM161 150V151H162ZM122 151V150H121ZM145 151H147V150H145ZM195 151H198L199 152V154H201V158L199 157V156H197L196 155V157H199V159H197V158H193V156H191L192 154L194 155L195 154ZM140 152V153H141ZM198 152H196V153H198ZM49 153H53V151H49ZM129 153V152H128ZM139 153V154H140ZM152 154H154L155 152L153 151V152H151ZM151 153H149V154H151ZM143 154H145V152H143ZM151 154V155H152ZM156 154V153H155ZM165 154V153H164ZM42 155V154H41ZM40 155V156H41ZM141 155H142V153H141ZM43 156V155H42ZM35 157H36V155H35ZM39 157V156H38ZM46 157V156H45ZM44 157V158H45ZM29 159H31V158H29ZM33 160H34V157H33ZM44 161V159L43 160H37V161H35L34 162V164H32L31 166L33 167V169H32V171H34V174L33 173H31V174H29L30 176H27L26 177V179H25V181L22 183V185H24V183H25V185H32V188H34V185L33 184H36V186H37V183H35V181L36 180H38L41 176H43L42 175V170H41V168H44V166H45V163L47 162H43ZM247 161V162H246ZM31 162V161H30ZM29 163V162H28ZM183 166H185V167H187L188 165L186 164V165H183ZM228 166V169L229 170H232V172L233 171H235V172H237L238 173V175L236 176V174L234 175V176H227L226 177V175L224 174V171H227L226 170V167ZM247 167H249V169L247 168ZM195 167H193L192 169H194ZM184 169H185V171H184ZM44 171V170H43ZM182 171L183 172H185V175H187V171L188 170H186V168H184L183 167V169H182ZM171 172V171H170ZM189 172V171H188ZM192 172V171H191ZM190 172V173H191ZM193 172H196V171H193ZM172 173V172H171ZM197 173V172H196ZM228 172H226V174H227ZM244 173H246V174H244ZM194 175H195V173H193ZM20 174H18L17 176H19ZM25 175V174H24ZM188 175L189 176H191V174H189L188 173ZM247 175V176H246ZM176 176V175H175ZM174 176V177H175ZM172 177V176H171ZM185 177V176H184ZM188 177V176H187ZM186 177V178H187ZM19 178V177H18ZM42 179V178H41ZM187 179H189V178H187ZM192 179V178H191ZM191 179H189V182H190V180ZM24 180V179H23ZM245 180V179H244ZM188 181V180H187ZM92 182V181H91ZM228 182V183H227ZM39 184H42L41 182H38ZM178 183V182H177ZM183 183L185 184L186 182H184L183 181ZM224 183H226V184H224ZM20 184H21V182H20ZM189 184H190V186L191 185H193L194 187H195V189H193V187L191 186V187H189ZM224 184V185H223ZM2 185H5V183L4 184H2ZM2 185H0V187H2ZM6 186V185H5ZM17 186V185H16ZM40 185H38L37 187H39ZM43 186V185H42ZM115 186V188H116V185H114ZM188 186V187H187ZM231 187H232V185H230ZM15 187V186H14ZM17 187H19V185L17 186ZM31 187V186H30ZM37 187H35V188H37ZM225 187H227V186H225ZM230 187V189L228 190V187H227V191H228V193H224L225 195L224 196H226L227 198H229V200H231V201H229L228 199H224L225 201H224V203H226V204H229L228 206H227V210L228 211H230V215H232L233 214V212L234 211H238L239 209H240V207H241V205H242V203L241 202H238V200H234V199H237V197H239L240 199H244V193H241L240 191L239 192H237V190H234L233 188H231ZM16 188V187H15ZM191 188V189H190ZM201 189L202 188V190H203V193H202V191L200 192L198 189ZM3 189V188H2ZM5 189V188H4ZM22 189V188H21ZM31 189V188H30ZM112 189V188H111ZM110 189V190H111ZM24 190V189H23ZM37 190V189H36ZM88 190V189H87ZM90 190H91V188H90ZM89 190V191H90ZM8 191V190H7ZM45 191H46V189H45ZM114 191H116L115 189H114ZM205 191V192H204ZM226 191V190H225ZM147 192V191H146ZM27 193V192H26ZM89 193H91V192H89ZM112 193V192H111ZM95 194V193H94ZM113 194H114V192H113ZM117 194V193H116ZM204 194V195H203ZM246 194V193H245ZM248 194V193H247ZM20 195V194H19ZM36 195H38V194H36ZM7 196V195H6ZM23 196V195H22ZM21 196V197H22ZM43 196H44V198L46 199V197H45V194H43L41 197L43 198ZM207 196V195H206ZM250 196V195H249ZM10 197H11V195H10ZM9 197V198H10ZM34 197H35V195H34ZM91 197V196H90ZM1 198V197H0ZM6 198V197H5ZM26 198V197H25ZM89 198V197H88ZM7 199V198H6ZM6 199H5V201H6ZM22 199V198H21ZM24 199V198H23ZM210 199V198H209ZM246 199H247V197H246ZM245 199V200H246ZM4 200V199H3ZM46 200H48V199H46ZM250 200H252V198L250 199ZM143 201V200H142ZM191 201V200H190ZM211 201H213V200H211ZM247 201V200H246ZM248 201H249V198H248ZM8 202V201H7ZM44 202V201H43ZM144 202V201H143ZM195 202V203H194ZM206 202V201H205ZM208 202V201H207ZM230 202V203H229ZM251 202V201H250ZM5 203V202H4ZM142 203V202H141ZM189 203H188V205H189ZM8 204V203H7ZM103 204V203H102ZM212 204V203H211ZM218 203H216L215 202V207H216V205H217ZM6 205V204H5ZM104 205H106L105 203H104ZM220 205V204H219ZM7 206V205H6ZM46 207L48 206L49 207V205H45ZM103 206V205H102ZM157 206V205H156ZM200 206H201V203H200ZM221 206V205H220ZM8 207V206H7ZM45 207V208H46ZM47 207V208H48ZM51 207V206H50ZM106 207H107V205H106ZM159 207V206H158ZM46 208V210H50L49 208L47 209ZM56 208H57V206L54 208L55 210H56ZM108 208V207H107ZM106 208V209H107ZM250 209L253 211V212H258V213H261V209H260V206L258 205V204H253V205H250ZM35 210V209H34ZM51 210H52V208H51ZM55 210H53L54 212H56ZM105 210V209H104ZM109 210V209H108ZM159 210V209H158ZM198 210H199V212H198ZM226 210V211H227ZM25 211V210H24ZM53 211H51V213H53L54 214V212ZM163 210H162V212H164ZM48 212V214H50V212L49 211H47ZM103 212V211H102ZM106 213H109V212H107V211H105V214ZM143 213V212H142ZM159 213H160V211H159ZM32 214V213H31ZM103 214H104V212H103ZM105 214L103 215V217L105 216ZM55 215V214H54ZM163 216V215H162ZM259 216V215H258ZM264 217V216H263ZM106 218H107V216H106ZM134 218V217H133ZM137 218V217H136ZM237 218H241V220H244V219H242V216L240 215V217H237ZM246 218V217H245ZM250 218V217H249ZM232 219H234V218H230V219H227V221H230L229 222V226L232 228V230H231V234L227 237V239H226V241L224 242L225 244H222L221 246H223V247H225V248H230L232 251H234L237 247H246L247 249H250V248H252V247H255V246H258L259 248H264V232H262L261 230V228L260 227H262V225L264 224V223H260V221H258V223L259 224H261L260 225V227H259V225H258V223H257V225H256V223H255V225L256 226H252L251 224V222H252V220H250L251 222V224L249 225H246V223H247V221H248V219H247V221L245 220V222L244 221H241L240 222V224H238V229L240 230V231H237V228H235V224L237 225V220L236 221H234V220H232ZM251 219V218H250ZM258 220H259V218H257ZM104 220V219H103ZM102 220V221H103ZM130 220V219H129ZM134 220V219H133ZM136 220V219H135ZM261 220V219H260ZM263 221H264V219H262ZM105 221V220H104ZM127 221V220H126ZM256 220L254 219V222H255ZM101 222V221H100ZM106 222V221H105ZM253 222V223H254ZM129 223V222H128ZM153 223V222H152ZM103 223H101V225H102ZM100 225V226H101ZM103 226H105V224L103 225ZM101 227L102 229H105V227ZM259 227L260 229H257L256 230V228L255 229H253V230H255V231H253V236H251L252 235V232H250V231H248V229H249V227ZM90 228V227H89ZM101 228H99V230L101 229ZM107 228V227H106ZM262 228H264V225H263V227ZM124 229V228H123ZM86 230V229H85ZM88 230V229H87ZM98 230V231H99ZM106 230V229H105ZM105 230H103V231H105ZM252 230V229H251ZM101 232H102V230H100ZM126 231V230H125ZM124 230H123V233L125 232ZM170 231V230H169ZM247 231H248V234H249V232H250V234L251 235H248L247 234ZM101 232H98V233H101ZM120 232V231H119ZM172 232V231H171ZM170 232V233H171ZM85 233V232H84ZM87 233H88V231H87ZM90 233V232H89ZM98 233H96V234H98ZM103 233V232H102ZM105 233V232H104ZM107 233V232H106ZM91 234V233H90ZM114 234V233H113ZM112 234V238H113V236H115V234L113 235ZM118 234V233H117ZM126 234V233H125ZM172 234V233H171ZM87 235H89V234H87ZM100 235V234H99ZM104 235H106V234H104ZM122 235V234H121ZM120 235V236H121ZM173 235V234H172ZM85 236H86V234H85ZM92 236H94V232H93V235L91 234V235H89L88 237V240L89 241H92V240H90V238L92 237ZM123 236H124V234H123ZM122 236V237H123ZM174 236V235H173ZM116 237H118V239L120 238L119 236H116ZM122 237L120 238V239H122ZM189 237V236H188ZM192 237V236H191ZM97 238V237H96ZM95 238V239H96ZM100 239L102 238V237H99ZM140 238V237H139ZM148 238H149V236H148ZM171 238H172V236H171ZM175 238V236L172 238V239H174ZM92 239H93V241H94V243L96 242V241H98V239H96V241L94 240V238L92 237ZM114 239V238H113ZM112 239V240H113ZM116 239V238H115ZM117 239V240H118ZM135 239V238H134ZM137 239V238H136ZM143 239H145V238H143ZM149 240H150V238H149ZM182 240H183V238H182ZM188 240V239H187ZM121 240H118L117 242H120ZM131 241H133V240H131ZM136 241V240H135ZM151 241V240H150ZM172 241H175V239L174 240H172ZM181 240H179L178 242H179V244H177L176 246L177 247H174V245H172L173 247H170V249L168 248L169 246H167L166 248H168L169 249V251L168 250H166V248L164 249V250H166L168 253H166V256H165V253L164 254H160V259H159V264H194V262H195V264H196V261H197V263L199 262V260H200V262H203L204 264H213V262H212V258L213 257H210V256H206V257H204L203 258V256L202 257H199L200 259H198L197 258V256L196 255H199L198 254V252L199 253H201L202 252V250L200 249H198V248H196V249H198V250H196L195 249V246H190V244H185V242L186 241H181ZM99 242H100V240H99ZM112 242V241H111ZM134 242V241H133ZM132 242V243H133ZM138 243H139V240L137 241ZM140 242H142L141 240H140ZM146 243H144V244H147V242L148 241H145ZM108 243H110V242H108ZM113 243V242H112ZM114 243H116V240L114 241ZM136 242H134V244H135ZM148 243H152V242H148ZM180 243H183V245H180ZM107 244V243H106ZM129 244V243H128ZM137 244V243H136ZM159 244H161V243H159ZM175 244V243H174ZM202 244V243H201ZM105 245V244H104ZM107 245H109V244H107ZM107 245H105V246H107ZM114 244H112V246H113ZM118 245H119V243H118ZM138 245H140V244H137V246ZM151 245V244H150ZM150 245H149V247H150ZM165 245V244H164ZM100 246V245H99ZM112 246H111V244H110V248L112 249V251H114L115 252V250L117 249H115L114 250V248L117 246H114L113 248H112ZM136 246V247H137ZM160 246V245H159ZM158 246V247H159ZM161 246H163V245H161ZM213 245H211V247H212ZM118 247V246H117ZM130 247V246H129ZM132 247V246H131ZM140 247H141V245H140ZM146 247H147V245H146ZM157 247V246H156ZM155 247V248H156ZM194 247V248H193ZM110 248H106V249H108L109 251L111 250ZM126 248H128V247H126ZM138 248V247H137ZM144 248V247H143ZM143 248H142V250H143ZM152 248V247H151ZM153 248H154V246H153ZM162 249L164 248V246L163 247H161ZM161 248H160V251H161ZM173 248H175V249H173ZM257 248V247H256ZM98 249V248H97ZM102 249H103V246H102ZM101 248L99 249L100 251L102 250ZM104 249H105V247H104ZM129 249V248H128ZM133 249V251L134 250H136V249H134V245H133V248H131V250ZM141 249V248H140ZM139 249V250H140ZM148 249V248H147ZM187 249V250H186ZM205 249V251H206V249H207V247L206 248H204ZM261 249V250H262ZM139 250L137 251L139 254L141 253H143V251H141V252H139ZM158 250V249H157ZM163 250V251H164ZM256 250V249H255ZM107 251V250H106ZM108 251V252H109ZM124 251V250H123ZM122 251V252H123ZM127 251V250H126ZM146 251V249L144 248V252ZM132 252V251H131ZM148 252V251H147ZM162 252V251H161ZM261 252H263V251H261ZM107 253V252H106ZM111 253V252H110ZM128 253V252H127ZM127 253H124L123 255H121L122 257H120L118 260H120L119 261V263L120 264H130L131 262H133V263H135L136 264V262H138V264L140 263V262H144V259H142L143 257L145 258V256L146 255H150V257H149V261H150V263L152 262V261H154L155 259H156V252H148L146 255L145 254H142V255H145V256H143L142 257V255H140L139 257H131V258H135V259H131L130 257L128 258L127 256L128 255H126ZM134 253V252H133ZM137 253V256L139 255ZM151 253V254H150ZM160 253V252H159ZM163 253V252H162ZM244 253V252H243ZM254 253V252H253ZM108 254V253H107ZM23 255V254H22ZM109 255V254H108ZM131 255H132V253H131ZM193 255H195L194 257H193ZM233 256H235V254L233 253L232 254ZM106 254H105V252L104 251H101L100 252V257H101V259L102 260H100V262L98 263V264H101V263H105L106 261L105 260H107L108 259V257H107V259H106ZM133 256H135V254L133 255ZM146 258H147V256H146ZM194 258H195V260H194ZM21 259V258H20ZM44 259V258H43ZM45 259H47V258H45ZM129 259H131V262H130V260ZM142 259V260H141ZM263 259V258H262ZM261 259V260H262ZM24 260V259H23ZM25 260L28 262V260L25 258ZM48 260H49V258H48ZM83 260H86V259H83ZM141 260V261H140ZM158 260V259H157ZM256 260H258V259H256ZM31 261V260H30ZM29 261V262H30ZM32 261H35V260H33L32 259ZM41 261V260H40ZM43 261V260H42ZM79 261H81V260H79ZM140 261V262H139ZM253 261V260H252ZM262 261H264V260H262ZM20 262V261H19ZM21 262H22V259H21ZM24 262V261H23ZM39 261H36V263H38ZM130 262V263H129ZM146 262V261H145ZM199 262V263H200ZM249 263V264H251V263H254L255 262V260L253 261V262H250V260L248 261H246V263ZM257 262V261H256ZM258 262H259V260H258ZM35 262H33V263H31V264H34ZM43 263V262H42ZM83 263V262H82ZM118 263V264H119ZM147 263V262H146ZM145 263V264H146ZM149 263V264H150ZM243 264L245 263V262H242ZM25 264H26V262H25ZM44 264V263H43ZM142 264V263H141ZM224 264V263H223ZM240 264V263H239ZM255 264V263H254Z\"/></svg>","mask_w":264,"mask_h":264},{"label":"clouds","instance_id":"clouds-1","mask_svg":"<svg viewBox=\"0 0 264 264\" xmlns=\"http://www.w3.org/2000/svg\"><path fill=\"white\" fill-rule=\"evenodd\" d=\"M53 238L44 220L27 212L0 213V250L10 256L23 253L40 261L53 249Z\"/></svg>","mask_w":264,"mask_h":264}]
</instances>
